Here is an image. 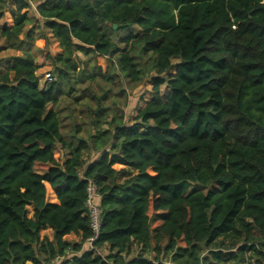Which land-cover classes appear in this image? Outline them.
Segmentation results:
<instances>
[{"label":"trees","instance_id":"trees-1","mask_svg":"<svg viewBox=\"0 0 264 264\" xmlns=\"http://www.w3.org/2000/svg\"><path fill=\"white\" fill-rule=\"evenodd\" d=\"M7 13L21 55L0 75V264H264V0H0ZM34 24L62 50L44 90ZM147 78L128 126L126 88ZM91 183L103 223L85 250Z\"/></svg>","mask_w":264,"mask_h":264},{"label":"rangeland","instance_id":"rangeland-1","mask_svg":"<svg viewBox=\"0 0 264 264\" xmlns=\"http://www.w3.org/2000/svg\"><path fill=\"white\" fill-rule=\"evenodd\" d=\"M33 9H35V5L33 7ZM34 10H31L30 13V17L33 15ZM13 23V18L11 16L10 13H7L5 15V17L3 19L0 20V26L4 27V26H12ZM26 29H30V26L28 25L26 27ZM26 31V30H25ZM33 35H34V41L33 42H29V50H31L32 52L35 51V61L37 66H39L36 75L38 76V78L40 79V89L44 90L47 85L53 81H48L46 76L48 75V73H51L52 75H54V77H56V73H55V69L53 66V63L51 60H49L48 54L49 52L53 55V56H57L60 53H62V50L60 48V45L58 43H56L52 38H50L49 36H51L50 32L47 29H40V26L37 24H34L33 27ZM107 32L109 34H111L114 38L115 34L113 32H110L109 30H107ZM46 33V35H48V40H46V38L43 36V34ZM140 33V30L137 27H132L130 29L125 30L118 38H116V42H118V46L124 50L125 49V45L121 43V39L127 37L130 34H135L138 35ZM22 38H25L24 36H22ZM47 41H48V46H47ZM6 47V42L0 37V59L2 60L0 63V75L4 74L5 72H7V69L11 63V60L13 57L16 56H20L21 52H17L14 50H8L5 49ZM75 60L78 62V66L80 70H84L85 69V62L89 59V57L85 56L83 53H77L75 56ZM113 62V60H111L109 57H103V56H97L96 59V64L98 67H100L102 69V72L104 73L105 71H107L111 65V63ZM175 63H178L179 60L175 59L174 60ZM78 69V71H79ZM172 72H169L168 74H166L164 76V79L166 80V83L161 87V96L163 97L164 100L167 99L168 94L170 93V89L168 87V80H169V75H171ZM55 79V78H54ZM123 81V84L126 83V81ZM74 82L72 83V87L74 86ZM89 89L94 92V91H100L101 88L99 87V84H95L93 86H89ZM126 93H127V101L129 102V105L124 108V113H125V123L128 126H132L136 123V117L138 115L139 110H141L147 101L150 100L151 95H152V80L147 78L146 80H144L140 85H138L137 87H135V89L131 90L130 88H126ZM122 106V105H121ZM55 106L54 105H49L48 110H54ZM54 156L55 158L61 163L63 164L64 161L67 159V157L69 156V152L65 149L62 148L61 145H57L54 148ZM127 172H130L129 170H127ZM151 174V172H149ZM194 189H201L200 187H196ZM48 192H49V200L50 203H55L56 202V197H54L53 192L48 188ZM28 211V216L31 217L33 215V207H28L27 208ZM44 237H48L50 240L53 238V232L51 229H46V230H42L41 231V239H43ZM69 241H71L72 243H77L79 242V238L75 237V236H70L67 238ZM85 248H88L85 245ZM90 249V248H89ZM87 249V250H89ZM103 257H105L108 253V250L106 248H103L101 250L98 251ZM140 253L139 249H136L133 251V255L134 257H137ZM144 257L149 258V260L153 259V254H147L144 255ZM31 264V263H29Z\"/></svg>","mask_w":264,"mask_h":264},{"label":"built area","instance_id":"built-area-1","mask_svg":"<svg viewBox=\"0 0 264 264\" xmlns=\"http://www.w3.org/2000/svg\"><path fill=\"white\" fill-rule=\"evenodd\" d=\"M46 78L50 82L55 80L54 76L51 73H48ZM99 200H100V197L98 196L97 188L91 183L88 189L87 207L91 215V220H92L91 226H92L94 236L91 239H89L86 243V246L88 247V249L89 248L91 249L93 247V243L97 241L99 233H100V229L103 223L102 222V212L98 204Z\"/></svg>","mask_w":264,"mask_h":264},{"label":"crops","instance_id":"crops-1","mask_svg":"<svg viewBox=\"0 0 264 264\" xmlns=\"http://www.w3.org/2000/svg\"><path fill=\"white\" fill-rule=\"evenodd\" d=\"M75 237H76V236H75ZM67 238H68V237H67ZM76 238H77V237H76ZM84 249L87 250L88 248H85V246H84Z\"/></svg>","mask_w":264,"mask_h":264},{"label":"water","instance_id":"water-1","mask_svg":"<svg viewBox=\"0 0 264 264\" xmlns=\"http://www.w3.org/2000/svg\"><path fill=\"white\" fill-rule=\"evenodd\" d=\"M117 26H115V28H116Z\"/></svg>","mask_w":264,"mask_h":264}]
</instances>
